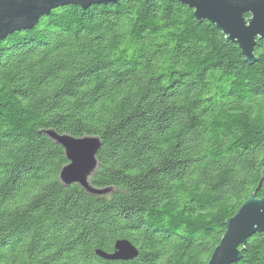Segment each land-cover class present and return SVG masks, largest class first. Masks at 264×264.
Here are the masks:
<instances>
[{
  "label": "trees",
  "instance_id": "16d2710c",
  "mask_svg": "<svg viewBox=\"0 0 264 264\" xmlns=\"http://www.w3.org/2000/svg\"><path fill=\"white\" fill-rule=\"evenodd\" d=\"M248 16V15H247ZM256 61L179 0L65 5L0 40V264H208L264 198V39ZM102 140L90 178L46 131ZM120 239L139 255L107 261ZM234 264H264V234Z\"/></svg>",
  "mask_w": 264,
  "mask_h": 264
},
{
  "label": "water",
  "instance_id": "95a60500",
  "mask_svg": "<svg viewBox=\"0 0 264 264\" xmlns=\"http://www.w3.org/2000/svg\"><path fill=\"white\" fill-rule=\"evenodd\" d=\"M118 0H0V40L17 31L32 29L53 9L65 5L88 8L93 4H108ZM194 10L197 20H208L216 25L241 49L246 62L256 61L254 53L258 40L264 39V0H179ZM248 15V16H247ZM264 131V125H263ZM46 134L61 145L68 164L60 173V180L69 187L78 184L89 193L103 195L112 188H96L90 178L98 167L97 154L102 140L96 136L75 137L49 129ZM264 181V168L261 183ZM225 234L208 264H234L242 257L244 246L255 233L264 234V198L253 194L239 211L225 222ZM107 261H130L139 250L127 239H120L111 253L97 250Z\"/></svg>",
  "mask_w": 264,
  "mask_h": 264
}]
</instances>
